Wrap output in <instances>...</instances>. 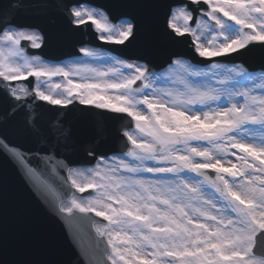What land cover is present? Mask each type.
Masks as SVG:
<instances>
[{
  "label": "snow or ice",
  "instance_id": "1",
  "mask_svg": "<svg viewBox=\"0 0 264 264\" xmlns=\"http://www.w3.org/2000/svg\"><path fill=\"white\" fill-rule=\"evenodd\" d=\"M0 159L80 264H264V0H0Z\"/></svg>",
  "mask_w": 264,
  "mask_h": 264
},
{
  "label": "water",
  "instance_id": "2",
  "mask_svg": "<svg viewBox=\"0 0 264 264\" xmlns=\"http://www.w3.org/2000/svg\"><path fill=\"white\" fill-rule=\"evenodd\" d=\"M60 28L61 24L54 30L62 39L65 31ZM91 33L94 31H85L89 41ZM79 34L72 36L77 38ZM258 52L257 49L256 60ZM68 119L79 127L82 114L69 113ZM112 134L109 123L102 129V138L109 139ZM68 225L71 224L49 212L11 164L0 159V264H80Z\"/></svg>",
  "mask_w": 264,
  "mask_h": 264
}]
</instances>
